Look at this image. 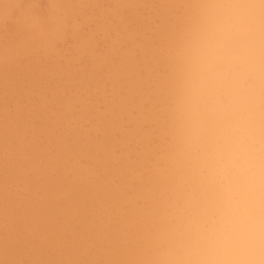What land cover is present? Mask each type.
I'll list each match as a JSON object with an SVG mask.
<instances>
[{
    "label": "bare ground",
    "instance_id": "obj_1",
    "mask_svg": "<svg viewBox=\"0 0 264 264\" xmlns=\"http://www.w3.org/2000/svg\"><path fill=\"white\" fill-rule=\"evenodd\" d=\"M257 2L0 0V264H203L217 24Z\"/></svg>",
    "mask_w": 264,
    "mask_h": 264
},
{
    "label": "clouds",
    "instance_id": "obj_2",
    "mask_svg": "<svg viewBox=\"0 0 264 264\" xmlns=\"http://www.w3.org/2000/svg\"><path fill=\"white\" fill-rule=\"evenodd\" d=\"M215 59L229 141L203 264H264V0L221 11Z\"/></svg>",
    "mask_w": 264,
    "mask_h": 264
},
{
    "label": "rangeland",
    "instance_id": "obj_3",
    "mask_svg": "<svg viewBox=\"0 0 264 264\" xmlns=\"http://www.w3.org/2000/svg\"><path fill=\"white\" fill-rule=\"evenodd\" d=\"M155 2L157 3L158 0H155ZM39 3H44V1H39ZM110 34H111V33H109V34H107V35L109 36ZM110 36H111V35H110ZM109 39H110V38H109ZM108 41H109V40H108ZM86 64H87V63H86ZM86 64H85V66H86ZM82 67H84V66L81 65V68H80L81 71L83 70ZM85 68H87V66H86ZM78 71H79V70H78ZM32 89H33V92H32L31 94L33 95V93H34V95H37L38 91L35 90L34 88H32ZM34 90H35V91H34ZM31 91H32V90H31ZM36 91H37V93H35ZM45 92H46V91L43 90V94H49V93H48L49 91H47L46 93H45ZM39 93H42V90H41V92H39ZM9 102H10V100H9ZM7 103H8V102H7ZM10 103H11V102H10ZM10 103H9V104H10ZM35 103H36V102H35ZM9 104H7V105H9ZM11 104H12V103H11ZM12 105H14V104H12ZM14 107H15V106H14ZM48 107H49V106H48ZM52 109H53V110H56V107L53 105V106H52ZM15 110H16V109H15ZM79 111H80V110H79ZM11 112H13V110H12ZM14 112H15V111H14ZM25 260H26V259H25ZM27 260H28V259H27ZM27 260H26V261H27ZM43 262H44V261H43Z\"/></svg>",
    "mask_w": 264,
    "mask_h": 264
}]
</instances>
